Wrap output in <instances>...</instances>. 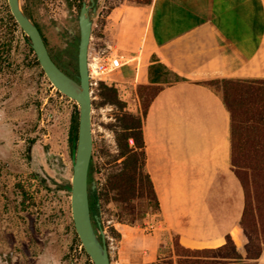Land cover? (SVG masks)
Returning a JSON list of instances; mask_svg holds the SVG:
<instances>
[{"label":"crops","instance_id":"0c3cea01","mask_svg":"<svg viewBox=\"0 0 264 264\" xmlns=\"http://www.w3.org/2000/svg\"><path fill=\"white\" fill-rule=\"evenodd\" d=\"M102 5L88 60L124 58L104 80L127 100L135 90L138 107L139 84L160 86L143 122L160 213L187 245H210L239 223L245 199L231 164L230 112L205 81L264 78V0H122L107 8L96 37ZM254 264H264V247Z\"/></svg>","mask_w":264,"mask_h":264},{"label":"rangeland","instance_id":"374dc122","mask_svg":"<svg viewBox=\"0 0 264 264\" xmlns=\"http://www.w3.org/2000/svg\"><path fill=\"white\" fill-rule=\"evenodd\" d=\"M120 1L100 0L96 37L107 8ZM77 2L21 0L53 56L76 74L77 45L69 59L62 51L68 30L77 29ZM11 16L8 0H0V262L12 258L18 264H93L76 236L70 192L65 189L72 177L71 119L78 114V104L50 82ZM101 81L112 84L97 79L91 85L92 158L100 188L114 170L121 130L120 109L102 102ZM118 91L127 100L126 92ZM128 98V109L139 108L135 90ZM116 210L115 204L104 203L100 213L111 264H193L194 256L176 255V234L161 213L149 214L141 226L119 222Z\"/></svg>","mask_w":264,"mask_h":264},{"label":"trees","instance_id":"16d2710c","mask_svg":"<svg viewBox=\"0 0 264 264\" xmlns=\"http://www.w3.org/2000/svg\"><path fill=\"white\" fill-rule=\"evenodd\" d=\"M151 1L136 0L133 3L144 5ZM25 38L33 50L26 35ZM35 61L38 63L37 59ZM57 64L73 76L67 66ZM205 82L220 89L223 102L230 112L231 164L242 185L245 204L239 223L210 245L204 243L202 246H189L187 243L190 240L176 234L175 253L178 257L194 256L193 264H254L264 247V78L230 77ZM159 90L160 86L139 84V108L131 111L114 84L100 82L102 102L120 109L117 120L121 130L117 135L120 152L113 160L114 170L108 174L101 188H92L95 180L91 159L89 202L96 229L99 224L95 215L100 216L104 203L115 204L118 221L129 225L142 226L149 214L161 212L153 180L146 168L147 154L143 135V122L150 102ZM77 127L78 114L74 113L71 119V140ZM119 159L121 161L118 162Z\"/></svg>","mask_w":264,"mask_h":264},{"label":"water","instance_id":"95a60500","mask_svg":"<svg viewBox=\"0 0 264 264\" xmlns=\"http://www.w3.org/2000/svg\"><path fill=\"white\" fill-rule=\"evenodd\" d=\"M88 5L83 2L79 18V42L77 51V78L67 74L52 58L43 35L21 6V0H8L11 14L29 39L36 58L54 87L78 104V127L73 141L72 177L66 184L70 192V206L75 231L93 264H111L106 234L101 226L100 216L95 215L99 228L94 226L89 202V169L93 153L92 133V92L88 65L89 44L92 33V15ZM96 187L93 181L92 188Z\"/></svg>","mask_w":264,"mask_h":264},{"label":"flooded vegetation","instance_id":"af4514ba","mask_svg":"<svg viewBox=\"0 0 264 264\" xmlns=\"http://www.w3.org/2000/svg\"><path fill=\"white\" fill-rule=\"evenodd\" d=\"M77 1H78L77 4L79 5V11H78L77 18H76L77 24H78L79 13H80V9H81V6H82L83 2H86V4L90 5L91 1L90 0H77ZM74 5H76V4H74ZM99 5H100V0H95L94 5L91 6V8L89 9L90 14H93L94 12H93L92 8L96 7V12L94 13V15H92V20H94V17H95V15L97 13V9H98ZM37 26L40 27L38 24H37ZM39 29H40L41 33H43L41 28H39ZM42 35H43V38H44L45 37L44 34H42ZM45 39H46V37H45ZM78 42H79V25H77V29L76 28L69 29L68 30V35L65 36V45H64L63 51H62L63 52L62 53V57L64 59H69V54H70L71 51H73L76 48V45H77V51H78ZM45 43H46L47 48H48V50L50 52V55L52 56L54 61L56 63H59V61L56 59V57L53 56L54 54L52 53V51H51V49H50V47H49V45L47 43V39H46ZM72 77L77 78V74L73 73ZM75 137H76V133L74 132L73 140H71L72 147H73V141H74ZM0 264H18V263L14 262L12 260V258H10L9 261L7 259L1 261Z\"/></svg>","mask_w":264,"mask_h":264},{"label":"built area","instance_id":"2783aa9c","mask_svg":"<svg viewBox=\"0 0 264 264\" xmlns=\"http://www.w3.org/2000/svg\"><path fill=\"white\" fill-rule=\"evenodd\" d=\"M125 59L117 54L104 53L102 57L95 58L93 63L88 60L91 85L97 79H104L106 75L120 68Z\"/></svg>","mask_w":264,"mask_h":264}]
</instances>
